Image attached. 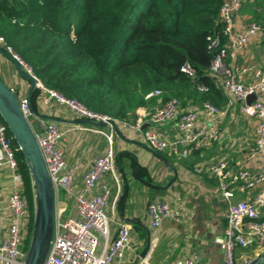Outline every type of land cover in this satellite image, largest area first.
I'll use <instances>...</instances> for the list:
<instances>
[{
	"label": "built area",
	"instance_id": "2783aa9c",
	"mask_svg": "<svg viewBox=\"0 0 264 264\" xmlns=\"http://www.w3.org/2000/svg\"><path fill=\"white\" fill-rule=\"evenodd\" d=\"M241 9L242 0H223L219 18L223 24L225 44L215 55L210 68L211 75L226 95V106L222 109L205 103L200 108L181 110L180 101L172 98L145 113L146 119L139 116L134 123L92 111L82 102L44 87L32 68L0 35V47L35 80L45 105H56L77 119L103 122L109 129L107 133L99 128H81L99 133L108 141L107 151L91 158L87 169L82 170L80 165L68 163L61 146L63 132L58 125L36 114L29 97L14 87L10 88L18 95L19 108L36 139L54 192L55 227L44 264H149L148 256L137 253L128 224L118 222L114 236L111 230L113 221L108 210L113 192L105 178L110 174L118 181L114 174L113 149L116 127L138 133L141 143L154 152H168L177 158L188 159L191 154L210 148L220 139V121L231 110H237L255 122L253 143L244 156L245 167L234 171L227 160L222 159L198 165L194 172L215 178L220 193L229 203L224 264H250L254 257L241 252L250 249L258 253L264 251V66L256 67L240 61L249 45L263 35V29L248 18L240 19ZM209 40V49L220 47L219 36ZM182 72L195 77V70L188 64L183 66ZM162 94L158 90L150 92L145 100L159 98ZM249 96H254L251 104L246 102ZM171 121H175L176 130L172 138L162 137L149 128L143 129L145 125H163ZM18 152L20 148L8 126L0 121V171H5L10 179L11 192L6 209L12 218L0 242V264H25L32 235V212L23 194L24 178L20 172ZM80 174L82 179L77 189L76 181ZM236 191L247 196L237 198ZM61 194L71 199L74 206V215L64 221L61 220L64 212ZM147 215L154 230L160 229L165 220L182 222V212L164 200L149 202ZM174 264L196 262L185 258Z\"/></svg>",
	"mask_w": 264,
	"mask_h": 264
},
{
	"label": "trees",
	"instance_id": "16d2710c",
	"mask_svg": "<svg viewBox=\"0 0 264 264\" xmlns=\"http://www.w3.org/2000/svg\"><path fill=\"white\" fill-rule=\"evenodd\" d=\"M222 4L223 0H0V35L44 87L92 111L134 123L138 108L172 98L180 101L181 110L205 103L226 106V95L210 73L212 60L225 44ZM240 13L259 24L264 34V0H242ZM216 36L220 47L209 49V39ZM185 64L195 70L194 78L182 72ZM157 90L162 96L145 100ZM40 94L35 87V111ZM0 121L4 122L1 117ZM17 159L34 221L29 171L21 152ZM134 166L135 161L130 164Z\"/></svg>",
	"mask_w": 264,
	"mask_h": 264
},
{
	"label": "crops",
	"instance_id": "0c3cea01",
	"mask_svg": "<svg viewBox=\"0 0 264 264\" xmlns=\"http://www.w3.org/2000/svg\"><path fill=\"white\" fill-rule=\"evenodd\" d=\"M239 18L245 20L248 16L240 13ZM240 61L256 67L264 66V34L249 45ZM0 65L3 66L0 69L5 74L7 85L28 96L30 82L19 75L15 63L0 54ZM31 104L34 110L32 96ZM158 106L140 107L136 113L146 119L144 114ZM35 112L55 122L63 132L61 146L68 163L78 164L84 170L91 158L107 151L108 141L105 136L81 129L99 128L109 133V129H104L105 126L86 124L56 105H45L42 94L37 99ZM254 127L253 120L239 114L237 110H231L220 121V139L210 148L191 154L188 159L177 158L168 152H154L141 143L138 133L116 128L113 133V149L114 174L118 181L110 174L105 178L113 192L108 210L113 221V236L118 222L128 224L137 253L148 256L149 264H174L185 258L194 259L196 264H224L223 247L229 203L220 193L217 180L207 174L197 175L194 168L222 159L227 160L234 171L245 167L244 156L253 143ZM146 128L165 138H172L176 133L175 121L163 125L150 124ZM122 154L124 156L118 160L117 156ZM133 161L135 166L130 167ZM81 179L80 174L76 181L77 189ZM10 192L9 176L5 171H0V242L12 221L6 209ZM236 195L241 199L247 196L240 191H236ZM154 200H164L178 208L182 212V222L165 220L160 229H152L147 205ZM61 207L63 215L69 210L74 215L71 199L63 196ZM241 253L254 258L259 254L254 249Z\"/></svg>",
	"mask_w": 264,
	"mask_h": 264
},
{
	"label": "water",
	"instance_id": "95a60500",
	"mask_svg": "<svg viewBox=\"0 0 264 264\" xmlns=\"http://www.w3.org/2000/svg\"><path fill=\"white\" fill-rule=\"evenodd\" d=\"M0 54L9 57L2 48H0ZM15 66L19 75L30 82L31 87L28 92V97L31 100L36 82L18 64L15 63ZM253 100L254 96H249L246 102L247 104H251ZM0 117L8 126L16 144L20 148V152L29 171L33 188L34 221L25 264H44L53 239L55 227L54 192L36 139L19 108L18 95L4 83L1 77ZM82 122L95 127L105 126L103 122H92L89 120H82ZM146 127L147 125L143 129ZM250 264H264V251L259 253Z\"/></svg>",
	"mask_w": 264,
	"mask_h": 264
},
{
	"label": "rangeland",
	"instance_id": "374dc122",
	"mask_svg": "<svg viewBox=\"0 0 264 264\" xmlns=\"http://www.w3.org/2000/svg\"><path fill=\"white\" fill-rule=\"evenodd\" d=\"M0 67H3L0 65ZM2 69H0V77L2 78V80L4 81L5 84H7V81L5 79V74H3L2 72ZM106 131H108V128H104ZM63 197V194H61V198ZM72 217V213H71V210H69L68 212H66L64 215H62L61 217V220L64 221V220H67L69 218Z\"/></svg>",
	"mask_w": 264,
	"mask_h": 264
}]
</instances>
